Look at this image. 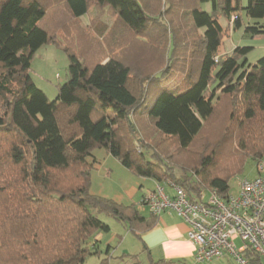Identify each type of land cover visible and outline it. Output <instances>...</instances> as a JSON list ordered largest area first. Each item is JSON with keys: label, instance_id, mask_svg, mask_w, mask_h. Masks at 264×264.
Segmentation results:
<instances>
[{"label": "trees", "instance_id": "16d2710c", "mask_svg": "<svg viewBox=\"0 0 264 264\" xmlns=\"http://www.w3.org/2000/svg\"><path fill=\"white\" fill-rule=\"evenodd\" d=\"M92 8L112 14L132 37L127 49H150L161 68L134 78L115 29L97 36L118 43L94 53L81 27ZM222 18L264 39V0H0V264L100 257L96 238L111 230L102 214L137 236L154 227L157 217L91 194L96 149L192 201L206 191L227 198L245 161L263 162L264 57L250 63L254 48L239 46L222 55ZM45 45L69 62L54 101L30 76Z\"/></svg>", "mask_w": 264, "mask_h": 264}, {"label": "rangeland", "instance_id": "374dc122", "mask_svg": "<svg viewBox=\"0 0 264 264\" xmlns=\"http://www.w3.org/2000/svg\"><path fill=\"white\" fill-rule=\"evenodd\" d=\"M202 8L204 10H210L211 7L210 5H203ZM221 22L225 28H227L225 33L227 39H225L224 44L220 49V53L222 55L232 53L234 48L238 45L239 47L254 48V50L248 56L250 63H255L260 58L264 57V39L245 38L243 37V30H236L234 32L232 31V25H228V23L223 18L221 19ZM81 24L82 28L90 26L87 27L89 28L90 34L87 36V38H85V40L89 42L90 46H92V51L94 53L99 52L98 54L107 53V51L111 50V48L118 42H112L111 33L108 35L110 38L107 39V41L104 40V38H99L97 34L103 31L104 35L108 29L111 30L110 32H112L114 29L116 30L114 31V36H117V38L120 37L119 39L122 38L126 41L121 42L118 46L119 49H117L120 50L126 48L123 50L124 53L122 56L129 65L134 67V78H142L141 75H143L145 78H148V74L155 73L159 70V68H161L157 62L155 53L150 49L137 51L135 48H132V46L130 47V50L127 49L128 47L126 46H130V43H132V37L129 33H126L124 29L119 27V25L116 23L115 17L112 14H101L98 9L92 8L89 14L82 18ZM186 30L192 31V27L189 25V23ZM183 34L185 35L188 33L184 32ZM117 38L114 40V42L119 40ZM163 62L165 63V60ZM67 68L68 57L64 50L54 45H46L36 53L32 61L30 76L36 86L47 95L48 99L50 101H54L58 95V86L64 83L67 79ZM224 117L225 114L220 118L223 122L225 120ZM133 130L136 131V128L134 127ZM149 130L155 134L152 125H149ZM93 157L94 160H96V163L91 179L90 192L92 195L111 199L124 205H134V203H138L140 201L141 196L145 192H143L141 184H139L140 181H138L142 178L136 177L131 171L125 169L116 159L108 155L104 149H96L93 152ZM256 168L257 162L252 159H247L243 164L241 171L236 172L235 175L229 179V184L231 187L230 193H238L240 184L242 182L256 177ZM153 187H155V184L149 183V189ZM207 193L208 191L203 192L202 194ZM124 194L126 195V198L125 200L121 201V196ZM207 195L206 197H208ZM98 217L104 223L109 225L111 230L109 233L104 234L106 238L103 242L104 246L100 245L102 246V255L100 257L89 258L85 264H98L101 259H104V257L107 256L106 251L108 245H111V248L114 249L117 243L127 235V232L125 231L127 228L126 225H123L122 223L104 214L98 215ZM237 244L240 246L241 241H238ZM124 245L130 248L129 251L131 252L129 253H138L137 247H139V244L134 240L133 237L130 236ZM123 253L125 252H117L116 254L114 253V258H111L110 260L111 264H133V261L130 258L121 256ZM139 260L142 262V264H146L147 262L145 256H141ZM233 264L238 263L233 259Z\"/></svg>", "mask_w": 264, "mask_h": 264}, {"label": "built area", "instance_id": "2783aa9c", "mask_svg": "<svg viewBox=\"0 0 264 264\" xmlns=\"http://www.w3.org/2000/svg\"><path fill=\"white\" fill-rule=\"evenodd\" d=\"M256 169L257 176L242 182L238 193L227 198L211 191L192 201L181 187L166 183L172 194L164 184H158L142 205L154 217L172 212L187 224L188 238L196 248L195 264L227 256L238 264H251L247 252L264 261V163H258Z\"/></svg>", "mask_w": 264, "mask_h": 264}, {"label": "crops", "instance_id": "0c3cea01", "mask_svg": "<svg viewBox=\"0 0 264 264\" xmlns=\"http://www.w3.org/2000/svg\"><path fill=\"white\" fill-rule=\"evenodd\" d=\"M138 181H140L139 184H141V188L143 192H145L141 196L140 201L134 203V206L141 215L144 217H150L151 213L146 205H142V200L150 192L155 190L158 183L151 179H140ZM149 183H154L155 187L149 189ZM164 185L166 186V191L169 194H172V189L166 184ZM125 198L126 195L124 194L121 196L120 200L123 201ZM188 230L189 228L187 224L178 216L172 212H166L156 218L154 227L148 231L141 232L139 234L140 236L135 235L126 228L125 231L127 232V235L117 243L114 249L111 248V245H108L107 250L109 249V252L106 257L109 258V264H111V258H114L113 254H116L117 252H125L121 256L130 258L133 261V264H142L139 260L141 256L146 257V264H195L194 255L196 248L194 243L188 238ZM130 236L139 244V247H137V254L129 253L131 252L129 251L130 248L124 245ZM105 239L104 234L98 235L96 238L100 250L102 248L100 245L104 246L103 242ZM135 256L137 259L133 258ZM98 264H100V262ZM208 264H233V258L227 256L221 260H214ZM260 264H264V261L261 260Z\"/></svg>", "mask_w": 264, "mask_h": 264}]
</instances>
